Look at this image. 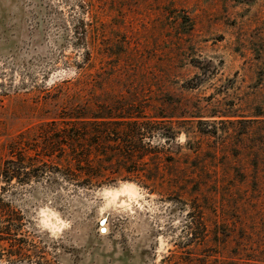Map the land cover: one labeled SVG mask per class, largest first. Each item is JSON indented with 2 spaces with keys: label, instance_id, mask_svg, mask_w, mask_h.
<instances>
[{
  "label": "rangeland",
  "instance_id": "374dc122",
  "mask_svg": "<svg viewBox=\"0 0 264 264\" xmlns=\"http://www.w3.org/2000/svg\"><path fill=\"white\" fill-rule=\"evenodd\" d=\"M93 94L172 117L179 182L20 190L47 260L264 264V0H0V167Z\"/></svg>",
  "mask_w": 264,
  "mask_h": 264
},
{
  "label": "trees",
  "instance_id": "16d2710c",
  "mask_svg": "<svg viewBox=\"0 0 264 264\" xmlns=\"http://www.w3.org/2000/svg\"><path fill=\"white\" fill-rule=\"evenodd\" d=\"M75 31L83 44L85 29L80 25ZM80 97L10 144L0 167V264H52L17 204L20 190L42 185L56 193L95 191L128 182L161 195L177 187L179 178L170 173L176 154L170 148L180 131L172 117L148 113L142 103Z\"/></svg>",
  "mask_w": 264,
  "mask_h": 264
},
{
  "label": "bare ground",
  "instance_id": "6f19581e",
  "mask_svg": "<svg viewBox=\"0 0 264 264\" xmlns=\"http://www.w3.org/2000/svg\"><path fill=\"white\" fill-rule=\"evenodd\" d=\"M123 190L122 191H125L126 193H128V195L130 196V198H132V195L134 194V191L136 190V187H135V185H133L132 183H124L123 185ZM107 193H117L118 191H117V189H112V190H107L106 191ZM118 195V194H117ZM135 195V194H134ZM119 196V195H118ZM107 197V196H106ZM129 198V197H128ZM134 198V197H133ZM111 199H113V198H111ZM112 202H114L113 200H112ZM109 203H110V201H109ZM105 230H107L106 228H105Z\"/></svg>",
  "mask_w": 264,
  "mask_h": 264
},
{
  "label": "water",
  "instance_id": "95a60500",
  "mask_svg": "<svg viewBox=\"0 0 264 264\" xmlns=\"http://www.w3.org/2000/svg\"><path fill=\"white\" fill-rule=\"evenodd\" d=\"M106 232V231H105Z\"/></svg>",
  "mask_w": 264,
  "mask_h": 264
}]
</instances>
